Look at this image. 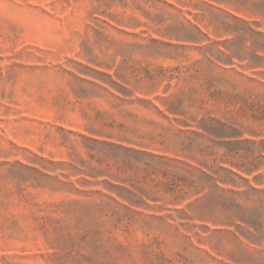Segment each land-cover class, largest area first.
Wrapping results in <instances>:
<instances>
[{
  "label": "rangeland",
  "instance_id": "374dc122",
  "mask_svg": "<svg viewBox=\"0 0 264 264\" xmlns=\"http://www.w3.org/2000/svg\"><path fill=\"white\" fill-rule=\"evenodd\" d=\"M0 264H264V0H0Z\"/></svg>",
  "mask_w": 264,
  "mask_h": 264
},
{
  "label": "trees",
  "instance_id": "16d2710c",
  "mask_svg": "<svg viewBox=\"0 0 264 264\" xmlns=\"http://www.w3.org/2000/svg\"><path fill=\"white\" fill-rule=\"evenodd\" d=\"M205 175H206V178H204V180H202L200 182L201 183L200 185L202 186L201 188L206 189L205 187H208L210 189H214V188L216 189L218 187V181L219 180L215 179L214 176H212L208 173H206ZM209 195H210V198H212L213 200L216 198L215 194L212 192L209 193ZM252 219H254V218H252Z\"/></svg>",
  "mask_w": 264,
  "mask_h": 264
}]
</instances>
